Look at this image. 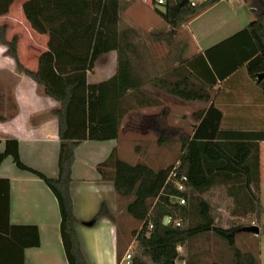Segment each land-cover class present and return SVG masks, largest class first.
Segmentation results:
<instances>
[{
    "label": "trees",
    "instance_id": "obj_1",
    "mask_svg": "<svg viewBox=\"0 0 264 264\" xmlns=\"http://www.w3.org/2000/svg\"><path fill=\"white\" fill-rule=\"evenodd\" d=\"M14 1L0 0V17L9 12ZM119 1L25 0L22 5L25 19L33 31L48 37L47 51L38 57L36 72L26 70L19 63L18 39L7 41L6 28L0 25V44L15 61L17 71L31 78L45 96L59 103L53 115L59 121L60 141L55 179L23 165L17 149H10V145L17 147L16 141H6L0 163L11 156L19 170L40 179L54 195L68 264H86L80 254L68 192L74 151L85 141L117 140L124 116L142 107L140 89L146 81L132 63L138 57L135 32L130 28L119 29ZM155 1L151 2L152 12L174 31L220 0H203L194 5L189 0H165L162 10L156 7ZM245 1L253 19L243 30L215 46L219 50L215 56L212 55L214 48L204 53L206 68L215 73L219 81L242 66L255 82L258 75L264 74V0ZM230 45L239 47L230 50ZM110 52L117 55L115 74L102 82L88 83L87 74L102 55ZM190 67L188 60L181 61L171 72L175 81L156 79L153 83L180 100L210 103L206 109L193 114L197 126L190 137L181 139L176 161L180 162L178 175L187 179L184 190L178 192L172 182H167L174 163L153 170L145 163L131 165L113 151L97 171L103 180L113 183L117 197L128 200L125 212L141 224L134 234L131 264H173L178 258V247L183 248L191 239L210 233L233 249V264H260L259 258L235 247V233L245 227L223 229L215 225L216 216L204 196L221 190L229 200L227 210L231 218L261 219L259 143L264 142V131H222V114L210 101V91L217 82L208 83L195 70L189 72ZM260 86L264 94V78ZM157 104L155 100L148 103L149 106ZM105 168H110L111 172L107 173ZM173 198H183L185 204L179 205L172 201ZM165 217L170 218L168 225L163 224ZM176 221L180 224L178 227L173 225ZM38 246L39 234L35 226L10 224L9 182L0 179V264H24V250Z\"/></svg>",
    "mask_w": 264,
    "mask_h": 264
},
{
    "label": "crops",
    "instance_id": "obj_2",
    "mask_svg": "<svg viewBox=\"0 0 264 264\" xmlns=\"http://www.w3.org/2000/svg\"><path fill=\"white\" fill-rule=\"evenodd\" d=\"M24 1L15 0L9 12L0 17V25L6 28L7 41L17 37L19 63L26 70L36 72L38 57L47 51L48 37L32 30L23 14ZM189 1L199 3L203 0ZM137 2L138 0L119 1L120 30H134L137 25L146 31L149 29L148 20L150 17L153 19V16L149 12L145 16L141 15ZM134 13H138L136 19H133ZM252 19L253 15L245 0H220L183 26L189 34L192 51L187 57L191 65L189 72L195 70L196 74L205 78L208 83L214 80L217 82L210 91V101L222 114V131H264V94L260 84L249 78L245 66L219 81L216 74L211 73L204 64V53L207 50L243 30ZM238 47L230 45L229 49ZM217 51L219 50L214 48L212 55L215 56ZM116 59L115 52L102 55L93 70L87 74L88 83L96 84L112 77L116 72ZM195 84L200 86L198 82ZM140 92V113L134 114L135 109H132L124 116L117 140L85 141L74 151L68 192L76 220L75 233L79 250L86 264H125L124 257L130 254V250L135 246L134 234L141 227L138 221L125 212L128 200L117 197L113 183L103 180L97 171V167L104 163L113 151L121 159V136L131 138L138 129L143 139L155 140L151 150L155 158L150 163L142 162L153 170L168 165L163 164L165 144H173V140L185 137L179 126V117L171 107L165 105L169 103L173 106L177 104L175 101L180 99L170 96L158 85L148 81ZM153 100L158 101V104L149 106L148 103ZM187 103L194 105V108L204 105L193 114L206 109L210 104L199 101ZM58 109L59 103L45 96L42 88L31 78L17 71L15 61L7 56L5 46L0 44V154L6 149V141H16L17 147L10 145V149H17L19 161L23 165L47 178H57L59 121L53 112ZM135 116L139 119L138 128L132 120ZM193 120L192 132L197 126L196 120ZM179 149V145L175 144V150L171 146L166 151L170 160ZM131 154L137 155L135 150H132ZM104 170L111 172L110 168ZM259 178V200L262 204L264 142L259 143ZM0 179L9 182L10 224L35 226L38 230L39 246L24 250L23 263L68 264L59 231L58 203L51 191L37 177L19 170L11 156L5 157L0 163ZM133 223L136 224L133 226ZM259 235L260 229L259 234L253 236L258 238ZM179 248L180 261L204 264L202 259L187 257L183 254L182 247ZM181 256H184L183 260L180 259ZM258 258L259 263L264 264V241L258 246Z\"/></svg>",
    "mask_w": 264,
    "mask_h": 264
},
{
    "label": "rangeland",
    "instance_id": "obj_3",
    "mask_svg": "<svg viewBox=\"0 0 264 264\" xmlns=\"http://www.w3.org/2000/svg\"><path fill=\"white\" fill-rule=\"evenodd\" d=\"M202 1V0H197ZM152 0H138L137 4L140 9L138 11L141 15L145 16L147 12L153 16L148 20L149 29L146 31L143 27L138 25L133 30L135 32L134 42L137 45L138 57L133 59L132 63L136 71L149 83H154L156 79H167L171 82L176 79L172 77L171 72L176 69L181 61L187 60L192 54L190 50V37L187 31L184 29L185 22L176 30L172 31L162 21H158L157 17L152 12L153 5ZM156 7L160 10L161 6ZM153 14V15H152ZM138 16V13L133 14V19ZM155 16V17H154ZM146 72V73H145ZM177 104L173 106L171 104H165L173 109V112L179 117L180 129L185 137H188L192 132V125L194 122L192 114L194 111L203 108H194V105L187 103L183 100L175 101ZM134 114L140 113L139 108L135 109ZM135 123V127L139 126L138 116L132 119ZM126 126V125H125ZM184 138V137H183ZM181 139L173 140V144H165L164 163H168L167 166L172 165L178 158L179 152H174V155L169 159L166 151L171 148L175 150V144L181 146ZM154 139H143L141 133L137 129V132L133 134V137L129 138L126 135H122L120 138V146L123 151L120 154L121 159L131 165L142 163L144 161L150 163L155 158L152 148L154 147ZM135 150L136 156L131 154V151ZM167 158V160H166ZM166 166V167H167ZM206 200L212 206V212L216 216L215 225L227 229L232 226L251 227L256 226L260 229V235L255 238L253 234L243 232L240 230L235 233V247L243 253H251L258 258V246L264 241V189L262 193V209L263 215L259 221H256L254 217H248L246 219H233L230 217L227 210L229 200L224 197L221 190H215L212 193H208L204 196ZM136 223H133V226ZM135 246L130 250V256L134 257ZM183 254L192 259L205 261L204 264H233V249L227 245V243L215 236L214 234L199 235L191 239L185 247L182 248ZM181 252V251H180ZM206 259V260H205Z\"/></svg>",
    "mask_w": 264,
    "mask_h": 264
},
{
    "label": "built area",
    "instance_id": "obj_4",
    "mask_svg": "<svg viewBox=\"0 0 264 264\" xmlns=\"http://www.w3.org/2000/svg\"><path fill=\"white\" fill-rule=\"evenodd\" d=\"M155 4L157 6H160L163 4V0H156L155 1ZM192 5H194V3L192 2ZM180 167V162L179 161H176L174 162V164L172 165L171 167V170L169 172V176H168V179H167V182H172L174 188L178 191V192H182L184 190V183L187 181L186 177L184 176H181V175H178V169ZM173 202H178L179 205H184L185 204V201L183 198H173L172 199ZM170 223V218L169 217H165L163 219V224L164 225H168ZM173 225L175 227H178L180 224L179 222H174ZM151 228V227H150ZM180 248L178 247L177 248V254H178V258L174 261L173 264H186L185 261H180L179 260V254H180ZM131 256L130 254H127L125 257H124V261H125V264H131Z\"/></svg>",
    "mask_w": 264,
    "mask_h": 264
},
{
    "label": "water",
    "instance_id": "obj_5",
    "mask_svg": "<svg viewBox=\"0 0 264 264\" xmlns=\"http://www.w3.org/2000/svg\"><path fill=\"white\" fill-rule=\"evenodd\" d=\"M179 1H185V0H176V2H179ZM263 78H264V74L258 75L257 76V79H258L257 83L260 84L262 82ZM242 231L246 232V233H250V234L256 235V236L259 234V229L256 226L243 228Z\"/></svg>",
    "mask_w": 264,
    "mask_h": 264
}]
</instances>
